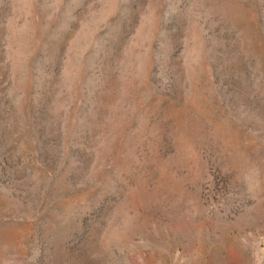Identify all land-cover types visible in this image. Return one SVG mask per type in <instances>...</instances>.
<instances>
[{"label": "rangeland", "instance_id": "1", "mask_svg": "<svg viewBox=\"0 0 264 264\" xmlns=\"http://www.w3.org/2000/svg\"><path fill=\"white\" fill-rule=\"evenodd\" d=\"M0 264H264V0H0Z\"/></svg>", "mask_w": 264, "mask_h": 264}]
</instances>
